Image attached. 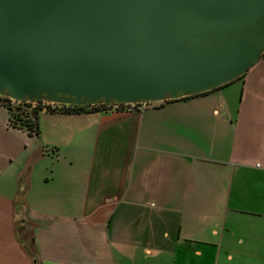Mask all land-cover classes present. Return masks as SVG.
Segmentation results:
<instances>
[{
    "label": "crops",
    "instance_id": "1",
    "mask_svg": "<svg viewBox=\"0 0 264 264\" xmlns=\"http://www.w3.org/2000/svg\"><path fill=\"white\" fill-rule=\"evenodd\" d=\"M240 79L128 110L42 109L38 135L0 105V264H263L264 55ZM61 157L87 167L80 199Z\"/></svg>",
    "mask_w": 264,
    "mask_h": 264
},
{
    "label": "water",
    "instance_id": "2",
    "mask_svg": "<svg viewBox=\"0 0 264 264\" xmlns=\"http://www.w3.org/2000/svg\"><path fill=\"white\" fill-rule=\"evenodd\" d=\"M263 53L264 0H0V95L15 100H174Z\"/></svg>",
    "mask_w": 264,
    "mask_h": 264
},
{
    "label": "trees",
    "instance_id": "3",
    "mask_svg": "<svg viewBox=\"0 0 264 264\" xmlns=\"http://www.w3.org/2000/svg\"><path fill=\"white\" fill-rule=\"evenodd\" d=\"M262 55H264V53ZM243 75L237 79L242 78ZM228 83H226V84H228ZM221 87H219V88H221ZM189 97L190 96H188V97L183 96L180 98H189ZM169 100H172V99H168V101ZM35 102H36V104L32 107H30L29 102L28 103L23 102V103L15 105L14 103H11L8 100V97L0 95V105L6 107L8 110V113H9L8 114V123L10 125H13L14 127L24 129L30 135H38V132L40 130L39 125H38V115L42 109H46V111H49V112L62 111V112H77V113H79V112L92 111V110L93 111H107V110L111 111V105H113V104H109V103H97L94 105L90 104V105H86V106L64 105L62 103H53V104L43 105V104H41L40 101H35ZM136 104H139V103H136ZM136 104H135V106H136ZM118 105H119V107H122L125 104L119 103ZM125 106H124V108H127ZM120 109L121 108H119L117 110H120ZM124 110H128V109H124Z\"/></svg>",
    "mask_w": 264,
    "mask_h": 264
},
{
    "label": "rangeland",
    "instance_id": "4",
    "mask_svg": "<svg viewBox=\"0 0 264 264\" xmlns=\"http://www.w3.org/2000/svg\"><path fill=\"white\" fill-rule=\"evenodd\" d=\"M238 80H241V79H238ZM156 103H158V102H156ZM60 161L61 162H59V164H58L59 169H60V173H61V174H59L60 178H62L65 175V173H67V172L72 173L71 177L68 178L66 180V182L74 187V189L76 191V194L74 196L75 200L80 199L81 195L84 193V190H83L84 179L85 180L87 179L85 176V174H86L85 169H87V167L83 164L84 161H80V162L76 161L73 165H69V167H68V163H67L68 162L67 158L61 157ZM67 167H68V170L65 171V169ZM99 179L100 178L97 177L96 174L94 173L93 179L91 181H92V183H94V181H96V184L98 186H101V182ZM263 254H264V251H263ZM241 259H236V260L230 262V261L223 260V258H220V260L218 261V264H241V263L249 264L248 262H250L245 257H243ZM213 261L214 260L210 261L207 259V260H204L202 264H214ZM263 264H264V262H263Z\"/></svg>",
    "mask_w": 264,
    "mask_h": 264
},
{
    "label": "built area",
    "instance_id": "5",
    "mask_svg": "<svg viewBox=\"0 0 264 264\" xmlns=\"http://www.w3.org/2000/svg\"><path fill=\"white\" fill-rule=\"evenodd\" d=\"M8 100L11 102V103H14L15 105L16 104H20V103H28L29 102V104H30V107H32V106H34L35 104H36V102L35 101H37V100H33V101H31V100H15V99H12V98H9L8 97ZM40 102H41V104H43V105H47V104H53L52 102H46V100H40ZM150 103V102H149ZM113 105H111V111H113V110H117V109H119V108H121V109H123L124 108V106L125 107H127V108H124V109H133V108H137L138 106H139V104H136V103H132V104H125V103H122V104H125V105H123L122 107H119V103H112ZM135 104H136V106H135ZM142 104H148V103H142ZM128 105V106H127ZM135 106V107H134ZM257 166H259V164H257Z\"/></svg>",
    "mask_w": 264,
    "mask_h": 264
}]
</instances>
